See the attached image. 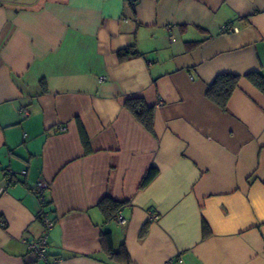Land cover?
I'll return each mask as SVG.
<instances>
[{"label": "crops", "instance_id": "1", "mask_svg": "<svg viewBox=\"0 0 264 264\" xmlns=\"http://www.w3.org/2000/svg\"><path fill=\"white\" fill-rule=\"evenodd\" d=\"M223 74L239 77L225 110L207 97ZM250 75L264 82V0H0V264L34 260L21 240L43 233L39 182L58 264H127L104 232L128 264H264V84ZM106 197L127 204L125 226L105 221Z\"/></svg>", "mask_w": 264, "mask_h": 264}, {"label": "trees", "instance_id": "2", "mask_svg": "<svg viewBox=\"0 0 264 264\" xmlns=\"http://www.w3.org/2000/svg\"><path fill=\"white\" fill-rule=\"evenodd\" d=\"M249 78L257 83L259 81L260 85L264 82L261 80L260 76L250 75ZM239 82V77L232 74H223L218 76L213 84L209 87L207 92V97L221 109L225 110L228 101L230 100L232 94L237 89ZM128 111L140 122V124L148 131L153 132L154 130V108L149 107L146 102L139 97L129 98L125 103ZM81 140L85 150V154L91 153L90 140L88 138L85 129L81 127L80 129ZM158 175V170L156 168H151L145 174L143 181L141 183V188L146 187L150 184L155 177ZM42 211L47 212L51 215V211L48 210L49 204L44 198V201H40ZM126 203L115 201L109 197L104 198L100 203L98 208L102 212L105 221L109 222L114 220L119 212L126 206ZM41 219V217H40ZM207 231V228H204ZM101 245L111 256L122 258L127 264L130 262L129 254L123 245L119 251L114 250L113 238L110 232H104L101 234Z\"/></svg>", "mask_w": 264, "mask_h": 264}, {"label": "built area", "instance_id": "3", "mask_svg": "<svg viewBox=\"0 0 264 264\" xmlns=\"http://www.w3.org/2000/svg\"><path fill=\"white\" fill-rule=\"evenodd\" d=\"M225 32L233 31V27H225L223 29ZM23 117H27L29 114L26 110H22ZM23 176L26 175V171L22 173ZM7 178L11 179L12 177ZM49 185L44 182H39L36 184L35 187L32 188L33 194L38 198L39 202L44 201L45 198V192L48 190ZM4 188H0V196L4 192ZM41 221L43 224V233L38 237L34 239H27L24 238L21 240V242L27 246L29 253L33 256V262L32 264H58V260L50 259L49 257V250H48V235L50 230L55 226V220L49 215L47 212H41ZM117 219L120 223V225L125 226L126 220L124 217L119 213L117 216ZM152 220H157L158 216L153 213L151 214ZM173 262L171 261L170 264Z\"/></svg>", "mask_w": 264, "mask_h": 264}]
</instances>
